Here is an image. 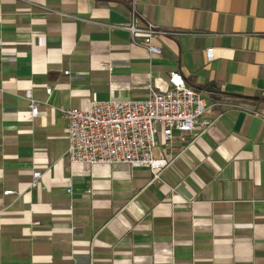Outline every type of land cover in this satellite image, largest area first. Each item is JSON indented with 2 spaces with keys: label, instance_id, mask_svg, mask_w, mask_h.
Instances as JSON below:
<instances>
[{
  "label": "crops",
  "instance_id": "0c3cea01",
  "mask_svg": "<svg viewBox=\"0 0 264 264\" xmlns=\"http://www.w3.org/2000/svg\"><path fill=\"white\" fill-rule=\"evenodd\" d=\"M132 11L167 31L159 54L112 27ZM0 42V264H264V0H0ZM171 71L214 123L158 135L160 180L68 162L57 108L144 99Z\"/></svg>",
  "mask_w": 264,
  "mask_h": 264
},
{
  "label": "built area",
  "instance_id": "2783aa9c",
  "mask_svg": "<svg viewBox=\"0 0 264 264\" xmlns=\"http://www.w3.org/2000/svg\"><path fill=\"white\" fill-rule=\"evenodd\" d=\"M112 27L127 30L132 42H139L152 54L160 53L153 38L167 34L151 23L137 26L133 11L128 23ZM0 53L2 58L9 60L17 56V52L3 50L1 42ZM206 53L208 58L213 57L211 48ZM100 65L108 66L105 62ZM168 85L167 89L159 91L150 86L144 99L88 100L85 106L57 108L66 120L69 146L65 155L68 162L87 166L105 163L148 167L154 178L160 180L159 171L168 165V161L153 157V149L159 144L158 135L163 144L170 145L174 131L198 136L214 123L206 115L211 104L186 83L180 72L169 73ZM45 91L50 95L52 88L47 87ZM24 98L31 115L37 116L40 102L33 98L31 89L25 91ZM41 176V170H33L29 187H36ZM10 193L13 190L4 191V194Z\"/></svg>",
  "mask_w": 264,
  "mask_h": 264
}]
</instances>
